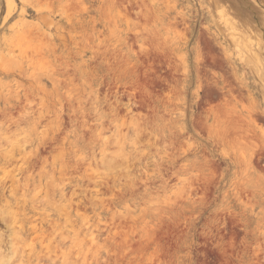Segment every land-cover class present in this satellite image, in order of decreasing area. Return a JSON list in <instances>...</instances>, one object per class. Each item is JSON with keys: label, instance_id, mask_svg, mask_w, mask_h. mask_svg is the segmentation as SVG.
I'll return each instance as SVG.
<instances>
[{"label": "rangeland", "instance_id": "1", "mask_svg": "<svg viewBox=\"0 0 264 264\" xmlns=\"http://www.w3.org/2000/svg\"><path fill=\"white\" fill-rule=\"evenodd\" d=\"M0 264H264V0H0Z\"/></svg>", "mask_w": 264, "mask_h": 264}]
</instances>
